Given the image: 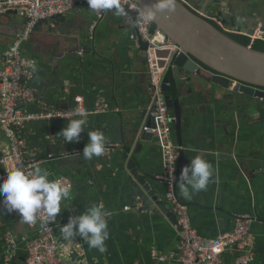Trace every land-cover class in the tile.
Instances as JSON below:
<instances>
[{
    "label": "crops",
    "instance_id": "1",
    "mask_svg": "<svg viewBox=\"0 0 264 264\" xmlns=\"http://www.w3.org/2000/svg\"><path fill=\"white\" fill-rule=\"evenodd\" d=\"M219 1V5L213 4L208 9L203 3L197 10L219 14L230 29L253 30V35L261 31L259 40L264 41V0ZM7 12L0 13V56L24 25L18 13L7 15ZM118 17L120 21L116 22ZM93 19V10L85 5L75 6L60 17L40 22L21 47L23 59L35 65L31 87L36 101L29 103L26 111L37 113L43 106L58 105L74 110L79 99L88 112L79 139L67 143L59 133L69 121L26 122L19 129L25 142L24 159L28 163L40 161L32 170L39 166L50 173V179L64 178L72 186L70 199L62 203V209L65 204L68 207L54 221V235L65 258L77 264L84 260L87 264H179L176 224L158 210L137 211L142 205L133 199L126 169L128 157H135L147 175L159 180L163 200L171 212V204L165 199L166 187L160 180L158 137L143 130L148 123L146 109L150 103L145 51L139 49L132 30L126 28L128 22H124V17L104 11L90 32ZM49 28H55L54 35L47 34ZM188 86L178 97L182 105L179 145L174 124L170 123L171 137L180 147L184 166L199 154L212 164L213 176L205 190L187 198L176 183L175 196L187 207L192 226L204 238L230 232L236 217H250L247 237L228 247L219 264H233L248 248L253 252L249 264H261L264 100L219 89L204 78L193 77ZM100 101L108 105V110L94 113ZM168 112L171 115L173 109ZM91 130L102 131L107 137L106 146H114L109 156L91 160L82 157ZM137 145L138 152L134 151ZM6 147L0 132V156ZM93 203H102L108 213L109 238L105 241L107 252L103 254L89 248L78 234L65 240L60 232V226L70 216L82 213ZM6 236L13 240L11 247L4 239ZM36 237V229L29 228L16 212H8L0 202V264H24L25 244Z\"/></svg>",
    "mask_w": 264,
    "mask_h": 264
},
{
    "label": "built area",
    "instance_id": "2",
    "mask_svg": "<svg viewBox=\"0 0 264 264\" xmlns=\"http://www.w3.org/2000/svg\"><path fill=\"white\" fill-rule=\"evenodd\" d=\"M122 4L136 16V37L147 43L145 59L148 68L150 87V103L146 109L148 123L143 127L145 132L156 133L161 151L162 176L161 182L166 187L165 199L171 204V212L176 217L178 239L176 249L179 264H219L223 252L233 244L241 243L247 237L252 219L248 216H239L234 220L233 228L228 233L214 238L202 237L192 226L187 207L175 196L174 186L177 183V164L180 156V147L171 137L170 114L162 90V79L165 68L157 66L155 49L171 48L178 50L163 33L151 29V22L144 17L146 13L134 0H121ZM87 4V0H0V13L7 11L17 12L24 20L22 30L16 34L6 51L0 56V132L6 140V152L0 156L2 172L0 181L7 176V171L14 167L32 170L40 161H25V142L19 136V129L30 121H52L77 118L74 110L82 107V101L76 99L77 107L74 110L63 106H43L37 113L28 112L25 107L36 101L31 81L34 78L32 64L25 61L21 54L22 45L29 40L35 27L42 21L59 17L75 6ZM200 17L212 22L224 33L243 35L235 28H228L222 21V16L209 15L203 10L192 9ZM104 11L94 12V19L90 25L92 32ZM262 32L248 35L251 40L261 38ZM108 105L103 101L97 102L93 112L104 113ZM115 150L114 146H106L102 156H109ZM70 184L66 179H58ZM20 220L22 218L19 216ZM24 223V222H23ZM37 230V237L25 244L24 264H77L76 261L65 258L59 250L54 235V221L44 222L43 210L37 215L34 224H26ZM5 241L11 247L13 240L6 236ZM253 261V252L250 248L238 255L233 264H249Z\"/></svg>",
    "mask_w": 264,
    "mask_h": 264
},
{
    "label": "water",
    "instance_id": "3",
    "mask_svg": "<svg viewBox=\"0 0 264 264\" xmlns=\"http://www.w3.org/2000/svg\"><path fill=\"white\" fill-rule=\"evenodd\" d=\"M146 13L153 9L155 0H134ZM206 3V9L219 5V0H176L175 10L171 13L156 12L151 25L154 30L163 33L178 50L171 48L155 49L157 66L165 68L162 79V90L168 109H173L170 123L174 124L176 141L179 145L182 105L178 102L180 93L187 91L193 77L204 78L211 85L225 90L235 91L247 98L264 100V52L244 46L231 39L208 20L200 17L192 8L198 9ZM88 7L87 4H83ZM154 10V9H153ZM17 12H7V15ZM60 17V16H59ZM45 22L47 20H44ZM119 22V17L115 19ZM137 40L139 49L145 51L147 43L136 37V16L129 11L124 17ZM126 22V23H127ZM57 28V27H56ZM242 33L252 35L253 30L241 29ZM48 35L55 34V28L48 29ZM145 110L142 111V118ZM141 137H145L144 131ZM127 144H132V140ZM139 145L134 149L138 152ZM123 160L126 161L127 153ZM184 167L183 155L180 154L177 164V180ZM126 169L129 176V187L135 202L142 207L137 211L164 213L176 224V217L166 208L163 191L159 180L149 176L142 169L135 157H128ZM148 180L154 181L151 184ZM176 186V184H175ZM174 186V192H175ZM135 204H133L132 207ZM179 230V227H177ZM261 264H264V259Z\"/></svg>",
    "mask_w": 264,
    "mask_h": 264
},
{
    "label": "clouds",
    "instance_id": "4",
    "mask_svg": "<svg viewBox=\"0 0 264 264\" xmlns=\"http://www.w3.org/2000/svg\"><path fill=\"white\" fill-rule=\"evenodd\" d=\"M88 8L94 12L112 11L116 16L126 17L129 9L121 0H87ZM176 0H155L153 9L146 12L144 19L152 22L156 12L171 13L175 10ZM35 71V65H31ZM77 118L69 120L68 124L60 131L65 142L78 140L85 130L88 112L83 107L74 110ZM107 137L100 130L88 131V142L83 148L82 157L91 160L105 153ZM213 176V166L203 156L197 154L190 163L185 165L177 182L180 193L189 197L192 193L205 190ZM70 184L58 179H50V173L39 166L34 170H25L14 167L7 171V176L0 181V197L2 204L8 212H16L22 222L34 224L37 215L43 210L44 222H53L59 213L68 206L62 203L71 197ZM108 213L102 203H93L78 215L70 216L68 222L60 226V232L65 240H72L78 234L88 245L100 253L107 252L105 241L109 238ZM81 264H87L84 260Z\"/></svg>",
    "mask_w": 264,
    "mask_h": 264
},
{
    "label": "trees",
    "instance_id": "5",
    "mask_svg": "<svg viewBox=\"0 0 264 264\" xmlns=\"http://www.w3.org/2000/svg\"><path fill=\"white\" fill-rule=\"evenodd\" d=\"M214 26L217 27L216 25ZM151 29H154L152 25H151ZM225 34L241 45H244V46L252 45L253 49L264 52V41L256 39L251 43L250 38L244 35L231 34V33H225Z\"/></svg>",
    "mask_w": 264,
    "mask_h": 264
}]
</instances>
